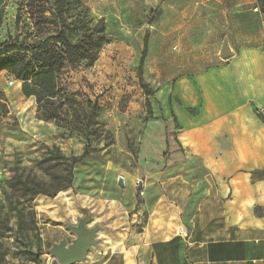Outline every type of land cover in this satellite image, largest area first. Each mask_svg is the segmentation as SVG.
<instances>
[{"label": "rangeland", "instance_id": "rangeland-1", "mask_svg": "<svg viewBox=\"0 0 264 264\" xmlns=\"http://www.w3.org/2000/svg\"><path fill=\"white\" fill-rule=\"evenodd\" d=\"M8 1L13 13L1 20L0 44L48 40L62 52L63 32L77 43L104 25L107 36L97 61L58 77L65 94L57 101L59 127L37 118L36 98L22 94L21 82L6 80L0 88V264H30L48 250L34 206L39 192L54 196L71 184L73 207L85 214L78 192L90 193L84 204L91 211L99 208L98 197L129 202L132 182L125 180L123 189L116 178L138 171L146 195L157 193L152 181L169 158L158 132L165 125L168 143L176 129L172 116L164 120L161 98L175 95L181 80L237 62L244 49H264V10L259 0ZM226 40L228 59L221 55ZM144 198L137 191L134 202Z\"/></svg>", "mask_w": 264, "mask_h": 264}, {"label": "crops", "instance_id": "crops-1", "mask_svg": "<svg viewBox=\"0 0 264 264\" xmlns=\"http://www.w3.org/2000/svg\"><path fill=\"white\" fill-rule=\"evenodd\" d=\"M10 12V2L0 0V26ZM244 50L237 62L181 80L175 95L161 98L164 120L172 116L176 129L168 143L165 125L158 132L169 158L152 181L156 194L134 202L138 171L117 176L134 186L129 202L98 197L91 211L84 204L90 193L78 192L82 209L94 215L90 227L104 229L99 247L76 264H264V122L255 113L264 114V49ZM9 78L0 73V88ZM73 192L34 200L48 248L43 264L57 263L49 254L53 244L75 238L67 224L84 213L74 209Z\"/></svg>", "mask_w": 264, "mask_h": 264}, {"label": "trees", "instance_id": "trees-1", "mask_svg": "<svg viewBox=\"0 0 264 264\" xmlns=\"http://www.w3.org/2000/svg\"><path fill=\"white\" fill-rule=\"evenodd\" d=\"M75 1L81 2V0ZM259 5L264 10V0H259ZM60 43L64 50L62 52L56 51L59 49H54L48 40L36 45H26L18 41H6L0 44V73L6 71L16 81L21 82V91L26 98H36L39 120L48 123L55 122L58 127L60 126L62 106L57 101H60L65 95L62 94L63 90L59 87L58 77L68 70L78 67L82 62L97 61L100 50L107 44L105 26H100L77 43L70 42L63 32ZM92 48L93 50H91ZM147 54L148 36L144 41L139 72L142 70ZM145 88L149 90V86L145 85ZM252 106L255 108L253 104ZM191 112L194 113V111ZM255 113L264 122V114L258 109H255ZM85 158L86 150L79 160ZM70 188H72L71 184L62 188L58 193ZM37 195L49 198L56 196L42 192ZM33 262L43 264L38 256H35Z\"/></svg>", "mask_w": 264, "mask_h": 264}, {"label": "water", "instance_id": "water-1", "mask_svg": "<svg viewBox=\"0 0 264 264\" xmlns=\"http://www.w3.org/2000/svg\"><path fill=\"white\" fill-rule=\"evenodd\" d=\"M221 55L225 59L230 58L232 55V50L227 40L224 41ZM118 185L121 188H125V180L121 176L118 178ZM93 221L94 215L86 212L76 225L68 223L67 226L75 238L70 243L64 238L60 242L53 244L49 249L50 256L58 264H76L86 261L88 255L99 247L100 241L97 235L100 230L104 229L102 224L90 227Z\"/></svg>", "mask_w": 264, "mask_h": 264}, {"label": "built area", "instance_id": "built-area-1", "mask_svg": "<svg viewBox=\"0 0 264 264\" xmlns=\"http://www.w3.org/2000/svg\"><path fill=\"white\" fill-rule=\"evenodd\" d=\"M8 84H9L10 86H14V85L16 84V80H15V79H11V78H9V79H8ZM135 187H136V189H137V191H138L139 196H140V197H144V196H145V193H146V189H147V184H146V182H145L143 179L138 178V179L135 181ZM125 188H126V186H125ZM125 188H123V189H125Z\"/></svg>", "mask_w": 264, "mask_h": 264}]
</instances>
